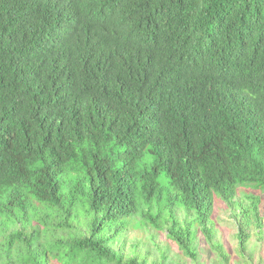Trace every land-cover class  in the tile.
Returning <instances> with one entry per match:
<instances>
[{
    "label": "trees",
    "instance_id": "trees-1",
    "mask_svg": "<svg viewBox=\"0 0 264 264\" xmlns=\"http://www.w3.org/2000/svg\"><path fill=\"white\" fill-rule=\"evenodd\" d=\"M263 199L264 0H0V264H264Z\"/></svg>",
    "mask_w": 264,
    "mask_h": 264
},
{
    "label": "rangeland",
    "instance_id": "rangeland-1",
    "mask_svg": "<svg viewBox=\"0 0 264 264\" xmlns=\"http://www.w3.org/2000/svg\"><path fill=\"white\" fill-rule=\"evenodd\" d=\"M243 190V189H240ZM247 192V190H244ZM240 193V191H238ZM252 193L257 194V196L261 199V195L259 191H251ZM259 210L262 212V238L260 246L258 245V253L261 257L264 258V199L262 200ZM230 209L226 208L225 205L220 203L218 200L215 202L214 211H213V220L216 222L217 228H219V233L221 234V239L224 242L227 249L232 248V241L230 239V233L232 232L233 222ZM233 227V228H232Z\"/></svg>",
    "mask_w": 264,
    "mask_h": 264
}]
</instances>
